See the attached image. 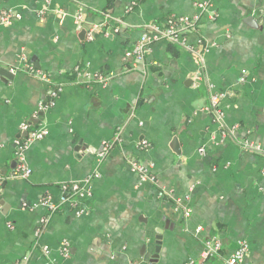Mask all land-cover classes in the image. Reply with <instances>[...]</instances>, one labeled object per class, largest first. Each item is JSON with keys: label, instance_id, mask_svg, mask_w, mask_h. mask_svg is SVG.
I'll use <instances>...</instances> for the list:
<instances>
[{"label": "crops", "instance_id": "1", "mask_svg": "<svg viewBox=\"0 0 264 264\" xmlns=\"http://www.w3.org/2000/svg\"><path fill=\"white\" fill-rule=\"evenodd\" d=\"M196 1L0 0L20 14L0 24V264H151L157 229L156 264L199 261L213 235L222 256L207 264H222L240 240L250 244L240 264H264V156L239 146L264 147V0H211L187 38L201 37L202 64L165 40L134 65L124 60L146 25L192 14ZM26 63L62 85L44 110L49 87ZM211 91L222 95L221 124L206 110ZM23 122L45 133L24 150L31 173L13 178ZM118 127L121 141L100 158ZM87 176L89 198L51 213L36 205Z\"/></svg>", "mask_w": 264, "mask_h": 264}, {"label": "built area", "instance_id": "2", "mask_svg": "<svg viewBox=\"0 0 264 264\" xmlns=\"http://www.w3.org/2000/svg\"><path fill=\"white\" fill-rule=\"evenodd\" d=\"M195 12L192 14L184 15H172L164 25L157 24H148L145 26V30L140 37L134 42L131 48L127 49L124 52V60H128L131 65H134L136 61L142 60L145 53L148 51L149 46L157 40H165L170 43H173L184 49L191 54H193L199 64L203 62L202 50L204 49L203 41L201 37H198L196 44H190L187 41L188 36L193 32H199V24L202 18V15L206 13L211 7V0H200L194 3ZM215 16L214 11L210 12V18L213 19ZM20 18V14L12 9H0V24H9L14 20ZM118 26H116V30ZM25 71L47 84L49 87V99L45 102H41L38 109L44 110L52 105L53 100L58 95V92L62 89V85L57 83L51 78V76L41 70L40 68L35 67L31 63L25 64ZM76 78L80 81L89 79L90 76L82 70L77 69L75 71ZM93 79L98 82H104L105 76L101 73H96L93 75ZM195 80L202 81V72L198 70L195 73ZM222 95L216 92H209L208 102L206 110L212 115L215 122L221 124L223 119V110L220 106ZM29 124L23 122L20 125V131L25 132L26 134L15 141V156L16 164L12 168L9 176L13 178H25L31 173V169L26 165L24 161V150L25 148L34 140H39L44 137V131L42 130H28ZM122 128L118 127L114 133L113 139L108 140L102 143V149L98 152L100 158H104L109 149H111L115 143L121 141ZM228 133L226 129L221 130V135L226 136ZM143 147L147 146L146 141H141ZM239 146L245 150L255 152L257 154L264 156V147L259 143L250 142L247 139H243L239 142ZM203 152L202 149L199 150ZM130 168L133 171L139 173L143 181L155 182V175L150 170L148 165H145L139 161L131 160L129 162ZM96 176V174H94ZM91 176H87L80 181H72L61 184L60 194L57 201H54L50 196H42L36 205H41L48 209V211L54 212L58 207L64 203H73L77 204L79 200L90 197V180ZM2 176L0 175V181ZM24 207L27 205L24 203ZM83 209H79L77 213L82 212ZM187 213V212H186ZM200 229V227H198ZM62 251L64 253L68 252V246L66 242L62 243ZM222 247L223 242L221 238L217 235L209 236L204 240L203 250L200 255V260L195 261L193 259L187 260L184 264H207L209 260L219 258L222 256ZM250 244L247 240H240L238 246L235 247L231 254L223 261L222 264H240V262L245 258L247 252L249 251ZM28 258L23 256L20 260L15 261L12 264H26Z\"/></svg>", "mask_w": 264, "mask_h": 264}, {"label": "water", "instance_id": "3", "mask_svg": "<svg viewBox=\"0 0 264 264\" xmlns=\"http://www.w3.org/2000/svg\"><path fill=\"white\" fill-rule=\"evenodd\" d=\"M157 234L155 236L156 238V246H155V252L152 254L150 258L151 264H156L158 261V253L160 251V245H161V237H162V229L156 230Z\"/></svg>", "mask_w": 264, "mask_h": 264}]
</instances>
